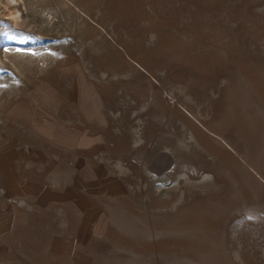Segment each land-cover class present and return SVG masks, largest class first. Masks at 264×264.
Returning <instances> with one entry per match:
<instances>
[{"label":"rangeland","instance_id":"obj_1","mask_svg":"<svg viewBox=\"0 0 264 264\" xmlns=\"http://www.w3.org/2000/svg\"><path fill=\"white\" fill-rule=\"evenodd\" d=\"M5 3L0 40L15 31ZM18 9L22 33L52 41L32 63L69 70L65 90L76 77L95 86L112 179L48 173L64 197L11 234L20 245L6 264H264V0H19ZM4 47L0 67H10Z\"/></svg>","mask_w":264,"mask_h":264},{"label":"crops","instance_id":"obj_2","mask_svg":"<svg viewBox=\"0 0 264 264\" xmlns=\"http://www.w3.org/2000/svg\"><path fill=\"white\" fill-rule=\"evenodd\" d=\"M18 25L14 34L6 31L0 40L5 46L1 56L11 64L0 67V264L9 260L6 254L12 246L15 253L19 251L20 242L12 241L11 234L22 226L28 230L39 205L46 209L64 197L46 181L47 174L64 166L66 172L80 168L106 173L101 158L112 144L110 123L95 86L76 77L65 90L64 81L73 76L69 70L60 69L58 75L41 71L38 63H32L37 56L33 50L52 41L22 33ZM65 186L71 198L76 186L69 181Z\"/></svg>","mask_w":264,"mask_h":264},{"label":"bare ground","instance_id":"obj_3","mask_svg":"<svg viewBox=\"0 0 264 264\" xmlns=\"http://www.w3.org/2000/svg\"><path fill=\"white\" fill-rule=\"evenodd\" d=\"M19 0H6L4 4L5 7L12 6L13 10L11 11L10 18L14 25H18L21 20V12L18 9Z\"/></svg>","mask_w":264,"mask_h":264}]
</instances>
